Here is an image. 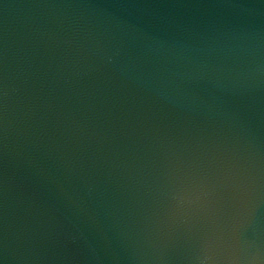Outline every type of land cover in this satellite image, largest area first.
I'll use <instances>...</instances> for the list:
<instances>
[{"label": "water", "instance_id": "water-1", "mask_svg": "<svg viewBox=\"0 0 264 264\" xmlns=\"http://www.w3.org/2000/svg\"><path fill=\"white\" fill-rule=\"evenodd\" d=\"M0 264H264V0H0Z\"/></svg>", "mask_w": 264, "mask_h": 264}]
</instances>
